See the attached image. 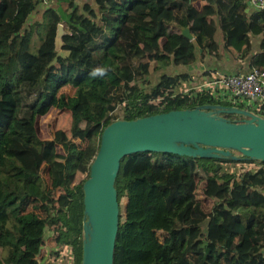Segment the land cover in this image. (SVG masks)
<instances>
[{
  "label": "trees",
  "instance_id": "1",
  "mask_svg": "<svg viewBox=\"0 0 264 264\" xmlns=\"http://www.w3.org/2000/svg\"><path fill=\"white\" fill-rule=\"evenodd\" d=\"M14 1L6 19L11 0H0V264H42L48 236L55 256L82 264L83 184L104 129L214 103L163 97L189 79L166 68L195 63L217 32L235 59L264 70V10L250 12L247 0H56L32 21L43 0ZM116 189L114 264H264V161L139 152L122 159ZM32 199L47 217L25 209Z\"/></svg>",
  "mask_w": 264,
  "mask_h": 264
},
{
  "label": "water",
  "instance_id": "2",
  "mask_svg": "<svg viewBox=\"0 0 264 264\" xmlns=\"http://www.w3.org/2000/svg\"><path fill=\"white\" fill-rule=\"evenodd\" d=\"M65 34V25L59 23L57 51L62 49ZM182 34L194 39L188 27L182 28ZM225 114L241 118L232 120ZM139 152L264 161V117L247 109L210 103L133 120L120 119L108 125L83 184L82 264H114L120 223L116 179L122 159Z\"/></svg>",
  "mask_w": 264,
  "mask_h": 264
},
{
  "label": "built area",
  "instance_id": "3",
  "mask_svg": "<svg viewBox=\"0 0 264 264\" xmlns=\"http://www.w3.org/2000/svg\"><path fill=\"white\" fill-rule=\"evenodd\" d=\"M50 1L52 0H43L41 5L49 4ZM247 3L250 12L264 10V0H247ZM170 66L172 67L169 68L168 75L175 76L186 72V69L179 65ZM205 73L208 75L202 76V79H192L197 80L196 82L182 81L183 89L166 92L163 98L175 99L180 94L190 97L194 102L201 96H207L215 100L214 103L247 109L264 117V70L255 68L241 73L227 74L219 71Z\"/></svg>",
  "mask_w": 264,
  "mask_h": 264
},
{
  "label": "crops",
  "instance_id": "4",
  "mask_svg": "<svg viewBox=\"0 0 264 264\" xmlns=\"http://www.w3.org/2000/svg\"><path fill=\"white\" fill-rule=\"evenodd\" d=\"M259 50H260V40L258 44L256 43L253 46L251 55L253 53L258 52ZM201 51H202L201 49L198 50V58L195 63H193L192 65H181L180 66L181 68L186 69V72L184 74L188 75L189 79L187 80H192V79L194 80L195 78L197 80L202 79V76L208 75L207 73H205L206 71H209V72L219 71L222 73L229 74V73L247 72L251 69L250 64H249L250 58H245L244 60H238V59H235L231 54H223V56L221 57H219L218 55L216 57H212L214 55H212L211 53L208 54V52H204V51L203 53H201ZM166 73L168 74L167 71ZM196 81H193V82H196ZM205 104H210V103H205ZM46 241H47V245L45 247L46 253L41 259L42 264H57L58 262H59L58 264H67L64 261H59L60 258L63 259L62 258L63 254L61 256H55L53 254L58 250L56 242L52 238H49V236L47 237ZM2 255L6 256L7 252L3 250ZM55 258H58V259L55 260ZM70 264H72V261H70Z\"/></svg>",
  "mask_w": 264,
  "mask_h": 264
},
{
  "label": "rangeland",
  "instance_id": "5",
  "mask_svg": "<svg viewBox=\"0 0 264 264\" xmlns=\"http://www.w3.org/2000/svg\"><path fill=\"white\" fill-rule=\"evenodd\" d=\"M85 1H88V0H76V2L79 5H82ZM95 5L96 4L93 3V6H95ZM195 5L200 9L201 14H207V13L209 14L210 13L206 8L203 7V5L201 4V2H199V1L195 2ZM13 6H15V1L14 0H11V7H10V10H9L7 16H6V19H9L12 16V14H13ZM40 7L41 8L38 11V13L37 14L34 13L33 16L31 17L32 21H34L35 18L39 17V15L44 11L45 8H50L51 7V8L57 9L58 8V3H57L56 0H52V1L49 2V4H43V5H40ZM34 41H35V43H34V46L33 47H34V49H37V47L40 45V42H41L40 37L38 36L37 33H35V35H34ZM223 42L224 41H223L222 35L219 32H217V34L215 36V42H214V44L211 45V47L208 50H206V51L204 50V52H208V54L211 53L212 55H214L212 57H216L217 55L219 57H221V56H223V54H230V53H228L225 50L224 43ZM258 42H259V38L258 37H255L253 43H255V44L257 43L258 44ZM201 53H203V51H201ZM155 66H156V63H153L152 64V74L150 75V79L152 81V85L157 83V81L159 80V74H160L158 70L157 71L154 70L155 69ZM170 67H172V66H168L166 68V71L168 73L170 71V69H169ZM65 90L67 92H69L70 91V88L66 87ZM51 116L52 115L48 116L47 119H50ZM228 117H230L231 119H234V120L241 118L240 115H236V114H233V115L229 114ZM235 153H237L238 155H240V153H238V152H235ZM43 176H44V179L46 180L48 186L51 187V188L54 187L55 182H54V180H51L49 178V175H48V171H47V167L46 166L43 169ZM199 193H200V197L203 199L204 198V195H203L202 187H201ZM212 203L213 202L211 201L210 204H212ZM46 208H47V205L46 204H43V203H40V202H36L33 199L31 200V202L25 204V209L27 211H29V212H32L37 217H47L48 216V211H47ZM13 226H14L13 221L12 220L9 221V223L7 224V227L11 229V228H13ZM68 254H69V252L66 253V256L65 257L64 256L62 257V258H65L64 260L60 258L59 261H64L65 263H67V264L69 263L70 264V261L72 259H71V257L68 256Z\"/></svg>",
  "mask_w": 264,
  "mask_h": 264
}]
</instances>
